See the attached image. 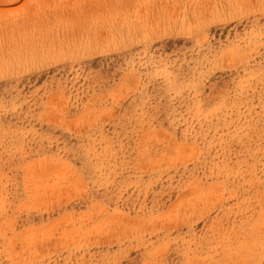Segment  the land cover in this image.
I'll return each mask as SVG.
<instances>
[{
  "label": "rangeland",
  "instance_id": "374dc122",
  "mask_svg": "<svg viewBox=\"0 0 264 264\" xmlns=\"http://www.w3.org/2000/svg\"><path fill=\"white\" fill-rule=\"evenodd\" d=\"M0 264H264V0H0Z\"/></svg>",
  "mask_w": 264,
  "mask_h": 264
}]
</instances>
